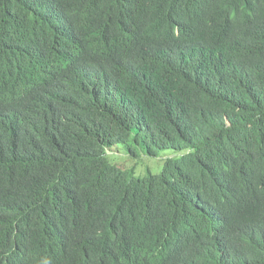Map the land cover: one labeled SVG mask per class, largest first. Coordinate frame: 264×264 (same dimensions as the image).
<instances>
[{
	"label": "trees",
	"instance_id": "trees-1",
	"mask_svg": "<svg viewBox=\"0 0 264 264\" xmlns=\"http://www.w3.org/2000/svg\"><path fill=\"white\" fill-rule=\"evenodd\" d=\"M0 264H264V0H0Z\"/></svg>",
	"mask_w": 264,
	"mask_h": 264
},
{
	"label": "rangeland",
	"instance_id": "rangeland-1",
	"mask_svg": "<svg viewBox=\"0 0 264 264\" xmlns=\"http://www.w3.org/2000/svg\"><path fill=\"white\" fill-rule=\"evenodd\" d=\"M154 162L152 160H149L147 158H145L143 160V162L138 166V168H136L135 170V174L136 176H139V175H143V173H145L147 171V168H151L150 170L151 171H154V169L152 168L153 167V164Z\"/></svg>",
	"mask_w": 264,
	"mask_h": 264
}]
</instances>
